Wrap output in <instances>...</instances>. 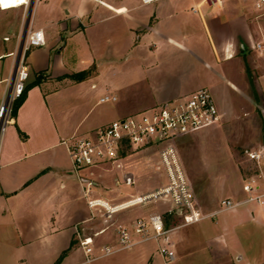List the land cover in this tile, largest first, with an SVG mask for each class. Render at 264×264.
Returning a JSON list of instances; mask_svg holds the SVG:
<instances>
[{"label":"crops","instance_id":"crops-1","mask_svg":"<svg viewBox=\"0 0 264 264\" xmlns=\"http://www.w3.org/2000/svg\"><path fill=\"white\" fill-rule=\"evenodd\" d=\"M201 1L155 0L142 4L140 0H37L31 18L33 26L43 31L45 43L41 46L48 44L56 55L67 42L62 43L63 37L80 38L90 29L95 51L99 44L106 46V51L111 53L136 51L133 65L154 69L149 77L155 88L147 101L132 114L199 88L186 83L185 69L190 55L205 65L208 60L213 61L219 66L217 73L221 78L244 93L241 91L245 82L241 77V67L247 49L252 52L249 44L258 34L257 25L254 24V28L248 25L240 0L234 5L222 0L218 7ZM255 2L252 0L250 8L256 12ZM196 6L198 11L193 10ZM23 16L22 7L0 9V42L9 41L8 30L14 40L13 48L0 52V58L10 57L9 53L15 49ZM253 20L255 17L251 24ZM51 28L57 29V33H50ZM260 29L263 41L264 31ZM85 42L88 43L87 40ZM206 42L210 53L204 52L208 47ZM27 63V83L35 80L36 84L27 90L16 115L12 114L0 134V259L5 258L4 250L9 251L14 243L21 244L13 248L19 257L39 254V259L43 260L41 264H54L56 260L59 261L57 264H94L98 260L90 263L82 258L77 260L78 235L90 236L95 243L97 235L111 228V232L101 239L105 243L114 241L117 227L133 220L130 210L124 209L130 205L120 206L130 200V184L124 183L119 189L113 180L111 188L105 190L97 181L100 176L96 175L125 177L136 173L131 170L129 159L124 161L122 170L85 171L84 175H94L95 180L85 192L86 183H82L73 172L71 159L61 141L104 125L91 122L84 126L81 116L82 85L89 81L91 92L96 87L97 72L76 80L72 75L78 71L53 70L43 64L32 65L28 60ZM11 68L12 57L0 69V83H4L0 89V102ZM228 77L235 78L236 82ZM255 80L264 82V77ZM255 80L252 78L249 82L254 83ZM109 89H105V94L115 95ZM245 96L249 100V96ZM63 98L74 100L73 107L63 111L58 108V101ZM217 107L220 116L232 109L226 102ZM261 147L257 151L262 157L255 161L257 171L251 175H233L228 179L222 186L226 194L221 200L243 201L247 197L243 184L250 177L256 179L260 188L264 187V145ZM191 190L200 211L205 214L218 211L216 208H202L192 187ZM119 195L123 199L115 202ZM89 199H100L110 207L116 206L114 211H109L112 214L123 211L119 215L115 213L111 220L109 214L103 217L105 208L90 207ZM228 210L229 213L218 220L202 219L172 227L167 241L175 256L170 262H166L158 252L162 241L147 240L112 255L102 264H264V205L245 202ZM187 226L192 227L184 230ZM35 245L39 247L35 248Z\"/></svg>","mask_w":264,"mask_h":264},{"label":"rangeland","instance_id":"rangeland-1","mask_svg":"<svg viewBox=\"0 0 264 264\" xmlns=\"http://www.w3.org/2000/svg\"><path fill=\"white\" fill-rule=\"evenodd\" d=\"M228 1L231 5H234V2L238 0ZM240 1L241 10L246 14L248 25L254 28L255 24L258 28V34L253 36L255 38L252 41L253 44L252 42H250L251 45L249 44L252 52L247 49L248 55L244 54L243 66L241 67V77L245 81L241 91L244 93L242 94L238 90L232 88L229 83L224 81L223 77L221 78L217 73L219 72V66L215 65L213 61L208 60L207 65H205L203 61L198 60L194 55H190L188 58L189 62H187L188 68L185 69L187 86H206L210 89L217 106H219L220 103L223 104L226 102L232 107L231 110L229 108L228 113L225 115L222 116L221 114L217 122L194 130L193 132L186 133L175 141L181 163L186 172L187 180L194 191L195 198L200 206L207 210H213L214 208L218 210L221 207L220 200L226 194L222 186L224 183H227L228 179L233 175H251L257 171V162L252 161L248 153L250 151L259 150L263 148L261 146L264 145V82L258 80L261 82L259 83L255 80L256 78L260 79L264 77V53L253 47L257 42L264 43V36L263 41L261 40L262 38L260 39V28L264 31V19L262 16L258 15L257 10L255 12L254 9L252 10V8H250L252 0ZM253 17H255V20H253L254 23L251 24V19H253ZM56 31L57 29H50V33H57ZM8 32L10 34V39L5 42L1 40L0 45L2 44V47L0 46V52H6L13 48V36L10 30H8ZM91 37V29L85 36L83 35L80 38L79 36L72 38L63 37L62 43L65 41L67 42L59 55H56L57 53L50 49V46L47 44L38 48L32 47L30 51L28 50L27 56V60L35 66L43 64L49 66V68L53 70H70L75 72L89 70L88 76L97 72L95 77L96 87L91 92L88 89L90 88L89 81L82 85V95L84 96L81 116L85 123L84 126L91 122L106 124L115 118L129 115L133 110L138 108L139 105L147 101L155 88L153 80L149 77L154 69H144L133 65V57L137 54L136 51L125 50L111 53L106 51V46L100 44L95 51L91 43ZM85 40H87L88 43H86ZM256 40L258 41L256 42ZM206 43L208 47L204 48V52L210 53L209 43ZM10 57L0 58V69ZM160 70L162 71L163 69ZM180 75H183L182 71ZM237 76L238 74L236 77ZM228 78L233 81L235 80L233 77ZM252 78L255 80L254 83L249 82L250 79L252 81ZM3 84V82L0 83V89ZM106 88H110L109 90L115 93L117 97L115 102L98 101L99 96L107 92L105 90ZM87 91L88 95H86ZM67 93L68 92H66V94ZM245 95L249 96V100H247L248 98ZM58 102V108L63 111L73 107L72 103L74 100L63 98ZM222 106H220L221 111H223ZM68 118L72 119V117ZM145 152L147 153L142 154L131 150L129 153L123 154L126 155L123 162L129 159L130 168L136 173V175H130L131 179H136V182L131 183L129 187L131 193L130 199H134L136 196L142 195L143 193L149 192L167 183V178L163 175L162 171L155 170L156 163L154 156H150L148 151ZM96 176H100L97 181L105 190H107V187L111 188L113 180L116 186L122 189L125 183L124 179L126 178L121 175ZM87 197H89V195H86V198ZM122 199L123 196L119 195L115 202ZM171 207V201L163 197L160 199H146L143 202L131 204L128 208L124 209L130 210L133 220L154 211L159 212L162 214L165 224H167L166 227L171 228L183 223V218L181 216V211L183 210L172 211ZM122 211L123 210H119L115 213L119 215L118 213ZM115 213L112 214L105 210L102 214L103 217L105 214H109V219L112 220ZM228 213L229 210L219 211L213 216H209L203 220H212V218L218 220ZM190 227L192 226H187L184 230H188ZM111 230L112 229L109 228L106 233H102L95 237L96 242L92 244V247L95 249L89 254L83 251L77 237L76 247L78 250L75 252L77 260L82 258L87 261L86 263H90L91 260H98V262L94 264H102L104 261L111 259L112 255L120 251H126L127 249H121L108 255L94 257L100 254L99 246L101 244L113 245V247L117 244L116 234L114 239H112L114 241L106 243L102 241V237L110 233ZM164 242L165 241L162 240L161 243L165 244ZM14 246L20 247L21 244L16 245L13 243L9 251L5 249L4 253L6 255L4 259H0V264H41L43 262L42 259H39V254L34 257H19V254L15 253L13 250ZM37 247L39 246L35 245V248ZM54 251L55 249L51 252L52 258L54 257ZM0 256H2L1 252ZM91 257V260H87ZM58 262L59 261L56 260V262L53 263L57 264Z\"/></svg>","mask_w":264,"mask_h":264},{"label":"built area","instance_id":"built-area-1","mask_svg":"<svg viewBox=\"0 0 264 264\" xmlns=\"http://www.w3.org/2000/svg\"><path fill=\"white\" fill-rule=\"evenodd\" d=\"M140 1L142 4H149L155 0ZM36 2L37 0H0V9L22 7L24 10L21 28L16 35L15 49L9 53L12 56V68L7 79V88L0 102V134L12 116L15 100L22 95L29 79L28 50L45 43L42 29L32 24L31 11ZM201 3L218 7L222 4V0H202ZM198 6L193 10L198 11ZM255 7L258 15L264 19V0H256ZM253 47L264 53V43L257 42ZM116 100L117 97L112 94H105L99 98V102ZM219 118L220 113L210 89L201 86L187 94L115 118L85 134L72 135L63 139L61 143L69 154L73 172L82 183H86V193L88 186L94 185L95 180L92 177L94 175H84L85 171L122 170L124 168L123 159L126 156L123 155L124 153L132 150L143 154L148 151L150 156H154L155 170L162 171L167 178V183L136 196L120 206L123 208L136 204V200L140 203L150 198H168L171 201L172 211L183 210L181 211L182 225H186L213 216L216 212L233 209L245 202L264 205V187L260 188L256 179L250 177L243 184V189L247 194L243 201L222 199L218 211L209 214L203 213L196 206L175 141L186 133L217 122ZM248 156L251 160L258 161L262 154L255 150L250 151ZM125 177V183L135 182L134 178ZM88 204L90 207H103L107 211H114L116 207H110L100 199H89ZM171 229L172 227H166L163 216L159 212L154 211L137 217L129 224L119 225L116 229L117 244L114 247L101 244L100 254L94 257L108 255L121 249H130L147 240L157 242L164 240L165 244L158 245V252L166 262H170L175 256L167 241ZM78 239L83 251L86 254L91 253L93 250L92 237L78 235ZM91 259L92 257L87 260Z\"/></svg>","mask_w":264,"mask_h":264},{"label":"trees","instance_id":"trees-1","mask_svg":"<svg viewBox=\"0 0 264 264\" xmlns=\"http://www.w3.org/2000/svg\"><path fill=\"white\" fill-rule=\"evenodd\" d=\"M88 75H89V70H81V71H78V72L74 73L72 75V77L74 79H76V80H83V79L87 78ZM34 84H36V81L35 80L33 82L27 83L26 86H25L24 92L22 93V95L15 100L14 105H13V110H12V114L13 115H16L17 110H18V107L22 104L23 100L25 99L27 90L31 86H33ZM165 225L167 226V224H165Z\"/></svg>","mask_w":264,"mask_h":264},{"label":"bare ground","instance_id":"bare-ground-1","mask_svg":"<svg viewBox=\"0 0 264 264\" xmlns=\"http://www.w3.org/2000/svg\"><path fill=\"white\" fill-rule=\"evenodd\" d=\"M139 200H136L135 202L137 203ZM135 202H133V203H135Z\"/></svg>","mask_w":264,"mask_h":264}]
</instances>
